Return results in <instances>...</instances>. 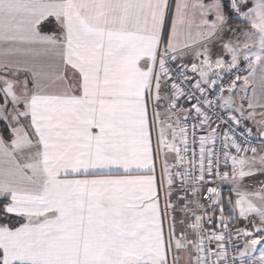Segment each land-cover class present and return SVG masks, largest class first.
<instances>
[{
	"label": "snow or ice",
	"instance_id": "obj_1",
	"mask_svg": "<svg viewBox=\"0 0 264 264\" xmlns=\"http://www.w3.org/2000/svg\"><path fill=\"white\" fill-rule=\"evenodd\" d=\"M257 78L264 0H0V264H264Z\"/></svg>",
	"mask_w": 264,
	"mask_h": 264
},
{
	"label": "crops",
	"instance_id": "obj_2",
	"mask_svg": "<svg viewBox=\"0 0 264 264\" xmlns=\"http://www.w3.org/2000/svg\"><path fill=\"white\" fill-rule=\"evenodd\" d=\"M205 2L206 3L207 2H210V0H205ZM226 14H229L227 10H226ZM210 19H215V17L214 16H210ZM239 23L240 22H239L238 19H236L235 17H231L229 19L228 25L226 27H228V28H235V27H238L239 26ZM169 26H170V23H169ZM50 28L52 30L55 29V23L54 22H53L52 25H50ZM225 35L226 36H230L232 34L229 33V32H226ZM213 53H214L213 58H215L216 55H224V58L225 59H228L229 58L227 54L221 53L220 45L219 44H214V46H213ZM21 77H23V74H21ZM253 87L255 88L256 97L260 99V104L261 105H264V96H262L261 84H260L258 78H257L256 83L254 85L250 86L249 92H248V95L249 96L252 95L251 89ZM2 103H3V100H2V98H0V104H2ZM244 111H245V113H247V111H249V109H247L246 103H245ZM260 120H264V115L261 114L260 107H257L255 120H253L252 118L245 117L244 119L241 120V124L240 125L243 126V127L251 128L255 133H257L256 122H258ZM0 135H3V137H4L5 140H8L10 138V137L8 138V137L5 136L4 131L1 129V126H0ZM157 174H159V163H157ZM230 187H231V185H229L227 183L221 184V188L223 190V195H224L225 201H227L229 195H232L233 200L235 199V195L230 193ZM161 203L163 204V198H161ZM179 215H183V214H178V216ZM216 215L219 216V213H216ZM234 221H235L234 222V225L236 227H238V228H243L246 225H248L249 229L251 228V226L249 225L248 221L247 220H244L243 218L236 219ZM165 230H167V225H165ZM179 230H180V226L178 225L177 231L179 232ZM258 254L259 253H256V255H258ZM179 264H189V256H188V251L187 250H185V251H183V252L180 253Z\"/></svg>",
	"mask_w": 264,
	"mask_h": 264
},
{
	"label": "rangeland",
	"instance_id": "obj_3",
	"mask_svg": "<svg viewBox=\"0 0 264 264\" xmlns=\"http://www.w3.org/2000/svg\"><path fill=\"white\" fill-rule=\"evenodd\" d=\"M7 121L0 120V126L1 129L4 130L5 135L9 138L10 137V131L6 128ZM264 181V175L256 174L252 177L246 178L244 181L245 187H247L249 190H256L260 187V182Z\"/></svg>",
	"mask_w": 264,
	"mask_h": 264
},
{
	"label": "built area",
	"instance_id": "obj_4",
	"mask_svg": "<svg viewBox=\"0 0 264 264\" xmlns=\"http://www.w3.org/2000/svg\"><path fill=\"white\" fill-rule=\"evenodd\" d=\"M242 66H243V63H242ZM219 111H220L222 114H225V113H223L220 109H219ZM245 128H246V127H242L241 125L237 128V130H236V134H237V139H238V140H242V139H243V137L240 135V133L243 132ZM252 132H253V131H252ZM253 134H256V133L253 132ZM253 144H254L255 146H257V147L260 146V145L257 143L256 139H254V138H253ZM216 183H217V184H220V181L217 180ZM220 186H221V184H220ZM221 189H222V188H221ZM222 192H223V190H222ZM215 218H216V216H215ZM206 227H211V225H206ZM229 227H230L231 229H236V228H237L235 225H233V224H231V223H230ZM233 238L236 239L235 236H234ZM241 246H242V242H241ZM230 255H231V253H230Z\"/></svg>",
	"mask_w": 264,
	"mask_h": 264
},
{
	"label": "trees",
	"instance_id": "obj_5",
	"mask_svg": "<svg viewBox=\"0 0 264 264\" xmlns=\"http://www.w3.org/2000/svg\"><path fill=\"white\" fill-rule=\"evenodd\" d=\"M2 130H3V129H2ZM3 131H4V130H3ZM4 134H5V132H4ZM5 136H6V135H5ZM6 137H7V136H6ZM225 213H226L227 216H230V215H231V212H229V211H226ZM234 222H235V221H232V223H234Z\"/></svg>",
	"mask_w": 264,
	"mask_h": 264
},
{
	"label": "water",
	"instance_id": "obj_6",
	"mask_svg": "<svg viewBox=\"0 0 264 264\" xmlns=\"http://www.w3.org/2000/svg\"><path fill=\"white\" fill-rule=\"evenodd\" d=\"M222 112H224L225 113V110L224 109H220ZM233 114H235V115H237V116H239V113H233ZM244 119V118H243ZM219 220V219H218Z\"/></svg>",
	"mask_w": 264,
	"mask_h": 264
}]
</instances>
